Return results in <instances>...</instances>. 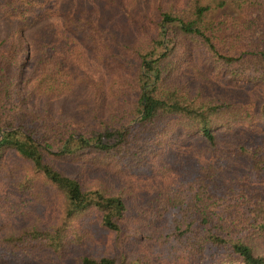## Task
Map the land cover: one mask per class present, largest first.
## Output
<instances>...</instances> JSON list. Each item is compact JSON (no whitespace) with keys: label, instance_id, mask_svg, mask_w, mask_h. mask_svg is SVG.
I'll return each mask as SVG.
<instances>
[{"label":"trees","instance_id":"1","mask_svg":"<svg viewBox=\"0 0 264 264\" xmlns=\"http://www.w3.org/2000/svg\"><path fill=\"white\" fill-rule=\"evenodd\" d=\"M0 19V264H264V0H0Z\"/></svg>","mask_w":264,"mask_h":264},{"label":"rangeland","instance_id":"2","mask_svg":"<svg viewBox=\"0 0 264 264\" xmlns=\"http://www.w3.org/2000/svg\"><path fill=\"white\" fill-rule=\"evenodd\" d=\"M223 12L233 13V12H235V10L231 6L226 5L225 7L221 8V9H216L215 12L213 13V18L216 19ZM233 15H236V12L233 13ZM9 30H10V26L7 23H5L3 20L0 19V37H3L5 35H7ZM79 120H82V117H79ZM90 120H91V117L89 116V118L86 121L89 122ZM57 165L60 166L61 163H59ZM62 165H64L65 169H67L70 173L75 172L73 169L70 168L71 167L70 165H68V164H62ZM95 172L96 173H94V174L86 173L84 179L87 180L88 182H95V183L100 182L104 186H106L107 188H110V186H112V184H113V186L116 188L117 191H120L125 197L130 198V196L128 194V191H129L128 188H127L128 186L125 183V179L119 177V178H116V180H114V181H108V180H106L107 177L105 175H99L100 172H97V171H95ZM133 188L138 193L142 192L137 187L136 183H133ZM127 201H128V205H133L134 204V202L132 203V199H128ZM22 224L23 223H18L16 225V227H18V226H20ZM153 241H154V239L151 238L150 242H153ZM257 252L264 253V243L259 246V250ZM77 255H78V253L74 252V256H77ZM71 257L72 256H68L66 261H69L70 263H73L74 261H72V260L75 257H73V258H71ZM6 264H13V263L12 262H8ZM44 264H57V263L48 262L47 261ZM149 264H171V261L168 259L167 256H165L164 254L159 253L156 256L152 255L150 257Z\"/></svg>","mask_w":264,"mask_h":264}]
</instances>
